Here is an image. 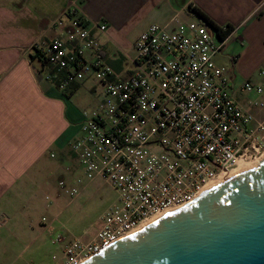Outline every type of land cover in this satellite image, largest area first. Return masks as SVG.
I'll return each mask as SVG.
<instances>
[{"label":"built area","instance_id":"1","mask_svg":"<svg viewBox=\"0 0 264 264\" xmlns=\"http://www.w3.org/2000/svg\"><path fill=\"white\" fill-rule=\"evenodd\" d=\"M65 16L58 36L31 50L49 69L44 80L61 92L90 76L96 81L95 106L82 113L69 148L84 181L102 180L115 192L89 240L64 244L58 235L51 242L60 248L53 264H80L190 202L239 161L261 160L264 101L262 88L248 81L239 91L256 99H236L225 68L214 62L224 42L198 22L174 30L150 25L130 50H119L124 65L115 70L98 40L106 24L88 19L77 4ZM75 183L58 187L73 199L86 187L80 178ZM5 222L0 218V226Z\"/></svg>","mask_w":264,"mask_h":264},{"label":"crops","instance_id":"2","mask_svg":"<svg viewBox=\"0 0 264 264\" xmlns=\"http://www.w3.org/2000/svg\"><path fill=\"white\" fill-rule=\"evenodd\" d=\"M72 4L91 21L106 24V35L98 40L105 61L113 68L118 61L124 65L122 49L114 42L129 45L128 51L150 25L169 24L174 30L178 24L197 22L189 8H197L221 28H233L223 50L229 43L248 49L253 44L264 46V0H0V217L11 224L23 223L31 233L39 224L31 211L25 213L30 209L25 206L27 197L17 200L15 196L34 195L43 170L49 176L60 168L66 175L71 173L69 146L79 136L83 112L75 111L70 98L86 82L69 92L59 91L44 80L49 69L34 56L31 46L58 36L67 26L65 12ZM135 31V37L126 40ZM110 45L116 47L118 58H108ZM225 61L222 51L214 57L219 66ZM229 81L234 91L235 77ZM41 225L45 226L41 232L48 229L49 225ZM5 240L0 237V264L8 255ZM27 264L38 263L32 258Z\"/></svg>","mask_w":264,"mask_h":264},{"label":"water","instance_id":"3","mask_svg":"<svg viewBox=\"0 0 264 264\" xmlns=\"http://www.w3.org/2000/svg\"><path fill=\"white\" fill-rule=\"evenodd\" d=\"M80 264H264V157Z\"/></svg>","mask_w":264,"mask_h":264},{"label":"rangeland","instance_id":"4","mask_svg":"<svg viewBox=\"0 0 264 264\" xmlns=\"http://www.w3.org/2000/svg\"><path fill=\"white\" fill-rule=\"evenodd\" d=\"M209 32L215 39L212 31ZM135 33L136 31L128 34L126 40H132ZM114 44L124 51L129 46L119 42H114ZM115 46L110 45L106 49L110 60L119 56ZM222 57L226 60V64L220 65V67L225 68L227 77H235L234 94L240 97L236 99L240 102L256 99L253 93L239 91V85L248 81L252 85L262 88L263 93L260 98L264 101V46L253 44L248 49L245 45L229 43L222 50ZM85 80L84 84L80 85L82 81L79 83L80 86L70 98V104L80 115L94 107V99L89 93L93 87L98 89L92 76ZM67 167L71 171L68 175L62 168L50 176L47 171L43 170L40 178L36 180L38 190L34 195L15 196L17 200L27 197L25 206L30 209L24 211L26 214L32 212L34 221L39 224V227L36 225L37 230L31 233L23 223L11 224L7 218L8 221L0 226V237L6 239L4 245L8 248L7 259L2 264H27L32 258L38 264H53L51 256L60 251V248L51 244L56 236L61 235L64 244L74 239L87 241L99 229L101 216L114 201L115 192L102 180L96 179L90 183L84 181L80 169L70 154ZM77 178H80L86 187L77 197L70 199L61 191L57 183L62 182L67 187H76L75 180ZM24 211L22 210L20 213ZM0 218L5 217L1 216ZM18 219L15 221L17 222ZM42 219H46L45 225L52 219L54 220L50 222L48 229L44 232H41V229L45 227L41 225ZM11 235L14 236L11 237Z\"/></svg>","mask_w":264,"mask_h":264},{"label":"trees","instance_id":"5","mask_svg":"<svg viewBox=\"0 0 264 264\" xmlns=\"http://www.w3.org/2000/svg\"><path fill=\"white\" fill-rule=\"evenodd\" d=\"M189 13H191L196 19L197 22L209 29L210 31L214 32L215 37L217 40L224 42L229 35L232 33L233 28L231 26H225L224 28H221L217 25H215L211 20H209L201 11H199L197 8H189ZM36 58L39 59L38 54H34ZM40 60V59H39ZM43 64L44 62L41 61ZM116 68L115 70H120L121 68V61H118L117 64L115 65ZM76 86V85H75ZM72 87L69 89L71 91ZM66 91V92H69ZM65 92V93H66Z\"/></svg>","mask_w":264,"mask_h":264},{"label":"bare ground","instance_id":"6","mask_svg":"<svg viewBox=\"0 0 264 264\" xmlns=\"http://www.w3.org/2000/svg\"><path fill=\"white\" fill-rule=\"evenodd\" d=\"M258 162L259 161H239L235 165L234 168H232L231 170H229L228 173L221 175L217 180H215L214 182H212L209 185H207L205 187V189L203 190V192L206 191V190H208V189H210V188H212V187H214V186H216V185H218V184H220V183H222L226 179L234 176L235 174H238V173H240L242 171H245V170H247V169H249V168L257 165Z\"/></svg>","mask_w":264,"mask_h":264}]
</instances>
